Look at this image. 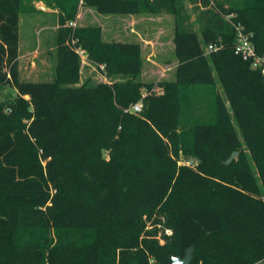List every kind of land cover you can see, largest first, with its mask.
I'll use <instances>...</instances> for the list:
<instances>
[{"label": "trees", "instance_id": "16d2710c", "mask_svg": "<svg viewBox=\"0 0 264 264\" xmlns=\"http://www.w3.org/2000/svg\"><path fill=\"white\" fill-rule=\"evenodd\" d=\"M56 1L54 78L33 81L18 69L22 0H0V88L15 90L0 101V264H171L188 247L189 264L264 263V77L234 53L226 19L253 31L263 54L264 0H193L199 32L182 0H81L103 14L173 15L177 64L170 82L80 85L71 40L109 76H137L140 45L68 26L78 0ZM213 70L247 153L219 97L211 118L182 122L179 86L211 85ZM138 100L141 110L129 111ZM179 150L198 164L178 165ZM148 211L165 217L174 246L141 237Z\"/></svg>", "mask_w": 264, "mask_h": 264}, {"label": "rangeland", "instance_id": "374dc122", "mask_svg": "<svg viewBox=\"0 0 264 264\" xmlns=\"http://www.w3.org/2000/svg\"><path fill=\"white\" fill-rule=\"evenodd\" d=\"M34 1H42V3H33ZM212 1H217L225 8L242 7L245 3V0ZM56 2V0H22L21 20L19 23L20 44L24 47L23 52L25 53L27 46L35 43L34 46H38L42 54L34 58L36 66L33 71L30 70L31 63L30 60H27V56L21 59L22 61L18 65L21 79L35 81L52 80L54 78L55 60L51 55L55 46L58 20ZM182 4L189 24L196 32H199L197 15L202 10L200 2L193 3V0H182ZM80 9L84 18L81 20L76 17L73 20L75 23L73 27L96 26L100 29V39L105 42L122 41L139 43L142 63L140 72L135 77L123 74L109 76L105 65L103 63H96L90 59L86 52L87 57L84 61L78 56L80 65L77 85L85 81L89 83L111 84L114 81H125L127 79L154 83L175 80L176 56L172 42L175 24L173 15L168 13L103 14L97 12L92 7L83 6L81 0H78L77 16ZM53 10L56 11L54 12ZM43 26H46L45 29L41 28ZM145 41H152V43H145ZM43 57L46 58V61L44 64H41L40 60ZM102 64L104 65L103 69L99 67ZM213 72L214 82L211 85L199 83L191 85L181 84L179 86V89H184L188 94V103L182 117V122L189 124L195 119L211 118L216 110V98L219 97L224 102L231 117L241 148L247 153L239 128L234 121L230 104L224 95L222 84L216 72L214 70ZM160 91V89H156V92ZM14 97L15 90L13 88L9 86L0 88V101L12 100ZM136 103H140L142 107L141 100H138ZM103 155L107 157L106 151L103 152ZM176 160L180 166L195 167L198 164L197 159L186 156L181 150L178 151ZM250 164L254 168L251 160ZM141 221L142 238L157 240L160 245L168 244L169 247L174 246L173 231L166 226L167 221L163 215H160L158 212L148 211L143 213Z\"/></svg>", "mask_w": 264, "mask_h": 264}, {"label": "built area", "instance_id": "2783aa9c", "mask_svg": "<svg viewBox=\"0 0 264 264\" xmlns=\"http://www.w3.org/2000/svg\"><path fill=\"white\" fill-rule=\"evenodd\" d=\"M232 17V14L227 15L226 19L232 24L234 29V53L239 55L243 60L249 61L250 67L259 71V73L264 77V53L258 54L256 52L253 42L254 32L248 30L242 23L234 21ZM67 25L73 27L75 26V23L70 21L67 23ZM71 45L73 46L75 53L84 61L87 57L86 50L81 46L76 45L75 40H71ZM219 47V42L210 43L205 46V52L209 53L211 51H215ZM99 67L103 69L104 65H99ZM129 110L132 112H139L141 110V104L134 103L131 105Z\"/></svg>", "mask_w": 264, "mask_h": 264}, {"label": "crops", "instance_id": "0c3cea01", "mask_svg": "<svg viewBox=\"0 0 264 264\" xmlns=\"http://www.w3.org/2000/svg\"><path fill=\"white\" fill-rule=\"evenodd\" d=\"M39 3H42V1H38ZM37 1H34L33 3H38ZM42 6H43V4H41ZM81 8H83V7H81ZM83 10V9H82ZM54 12L56 11V10H53ZM77 18L78 19H83L84 18V16H83V13H82V11H81V9H80V11H79V13H78V16H77ZM21 20V19H20ZM37 27H38V25H37ZM45 27L46 26H43V27H41L42 29L44 28L45 29ZM152 43V41H145V43ZM172 42H173V39H172ZM34 44L35 43H33L32 45H30V46H27V49H26V52L24 53L23 52V48L24 47H22V45L20 44V41H19V46H18V65H20V63H21V59L24 57V56H27L26 58H27V60H30V70L31 71H33V69L35 68V66H36V62H35V60H34V58H36L38 55H40V54H42L40 51H39V47L38 46H34ZM173 47H174V44H173ZM54 50V51H53ZM52 50V58L55 60V46H54V49ZM45 61H46V58H44L43 57V59H41L40 60V63L41 64H44L45 63ZM176 64H177V62H176ZM175 67H176V65H175ZM19 68H20V66H19ZM20 70V69H19ZM35 81H38V80H35Z\"/></svg>", "mask_w": 264, "mask_h": 264}, {"label": "water", "instance_id": "95a60500", "mask_svg": "<svg viewBox=\"0 0 264 264\" xmlns=\"http://www.w3.org/2000/svg\"><path fill=\"white\" fill-rule=\"evenodd\" d=\"M237 155H238V151H233L229 156V158L226 160V163L231 162ZM192 250H193L192 247H188L185 250L184 256L173 257L171 264H189L192 259Z\"/></svg>", "mask_w": 264, "mask_h": 264}]
</instances>
